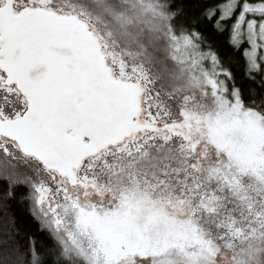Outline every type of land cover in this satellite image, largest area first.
<instances>
[{
	"label": "snow or ice",
	"instance_id": "6c2138e0",
	"mask_svg": "<svg viewBox=\"0 0 264 264\" xmlns=\"http://www.w3.org/2000/svg\"><path fill=\"white\" fill-rule=\"evenodd\" d=\"M0 264H264V0H0Z\"/></svg>",
	"mask_w": 264,
	"mask_h": 264
},
{
	"label": "trees",
	"instance_id": "16d2710c",
	"mask_svg": "<svg viewBox=\"0 0 264 264\" xmlns=\"http://www.w3.org/2000/svg\"><path fill=\"white\" fill-rule=\"evenodd\" d=\"M9 210H10L13 214H17V213L19 212V209H18L15 205H13ZM21 222H22V220H21Z\"/></svg>",
	"mask_w": 264,
	"mask_h": 264
}]
</instances>
